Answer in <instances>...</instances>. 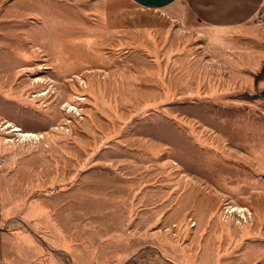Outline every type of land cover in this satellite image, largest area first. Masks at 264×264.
I'll return each instance as SVG.
<instances>
[{
  "label": "rangeland",
  "instance_id": "374dc122",
  "mask_svg": "<svg viewBox=\"0 0 264 264\" xmlns=\"http://www.w3.org/2000/svg\"><path fill=\"white\" fill-rule=\"evenodd\" d=\"M175 14L0 0V264H264V32Z\"/></svg>",
  "mask_w": 264,
  "mask_h": 264
},
{
  "label": "crops",
  "instance_id": "0c3cea01",
  "mask_svg": "<svg viewBox=\"0 0 264 264\" xmlns=\"http://www.w3.org/2000/svg\"><path fill=\"white\" fill-rule=\"evenodd\" d=\"M132 6L175 12L179 20L192 28L234 30L255 27L258 13L264 14V0H128ZM179 6L177 11L172 8ZM257 27V26H256ZM264 32V22L258 25ZM252 66L264 64V53L253 56ZM263 62V63H262Z\"/></svg>",
  "mask_w": 264,
  "mask_h": 264
},
{
  "label": "built area",
  "instance_id": "2783aa9c",
  "mask_svg": "<svg viewBox=\"0 0 264 264\" xmlns=\"http://www.w3.org/2000/svg\"><path fill=\"white\" fill-rule=\"evenodd\" d=\"M255 21H256L257 25L263 24V22H264V14L262 12L258 13Z\"/></svg>",
  "mask_w": 264,
  "mask_h": 264
},
{
  "label": "bare ground",
  "instance_id": "6f19581e",
  "mask_svg": "<svg viewBox=\"0 0 264 264\" xmlns=\"http://www.w3.org/2000/svg\"><path fill=\"white\" fill-rule=\"evenodd\" d=\"M13 132H16V131H18V129H16V128H14L13 130H12ZM23 138H24V136H22ZM238 210V209H237ZM238 213H239V215L243 218V217H246V215H245V213H244V210H238Z\"/></svg>",
  "mask_w": 264,
  "mask_h": 264
}]
</instances>
